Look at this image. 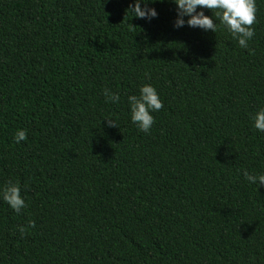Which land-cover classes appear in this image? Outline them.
Segmentation results:
<instances>
[{"label":"trees","instance_id":"obj_1","mask_svg":"<svg viewBox=\"0 0 264 264\" xmlns=\"http://www.w3.org/2000/svg\"><path fill=\"white\" fill-rule=\"evenodd\" d=\"M130 4L0 0V187L27 205L0 200V264H264V185L242 174L264 173V0L248 48ZM144 83L147 133L127 104Z\"/></svg>","mask_w":264,"mask_h":264},{"label":"clouds","instance_id":"obj_2","mask_svg":"<svg viewBox=\"0 0 264 264\" xmlns=\"http://www.w3.org/2000/svg\"><path fill=\"white\" fill-rule=\"evenodd\" d=\"M156 2L157 0H134V4L129 5V10L138 19L150 20L158 15L154 7H149ZM170 2L176 6L174 28L187 24L191 28H200L205 32L211 30L216 33L217 24L214 21L218 20L241 48H248V42L254 36L251 26L256 21V0H170ZM142 4L143 7H141ZM204 9L215 10V12L212 11V16H208ZM103 95L106 103H118L121 99L118 92H113L109 88L103 89ZM127 104L130 121L139 131L145 133L149 132L154 124L152 113L158 112L163 106L158 91L149 83L139 87V95H128ZM102 121H105L108 127L117 126L111 117H105ZM251 121L254 129L264 133V107H259L251 115ZM13 139L17 144L25 141L26 131L18 129ZM242 174L249 184L264 185V173L253 174L244 169ZM0 200L16 213H20L27 206L21 194V186L13 182L0 187ZM29 226H34L33 222L30 221ZM19 232L23 235L25 227L21 226Z\"/></svg>","mask_w":264,"mask_h":264}]
</instances>
